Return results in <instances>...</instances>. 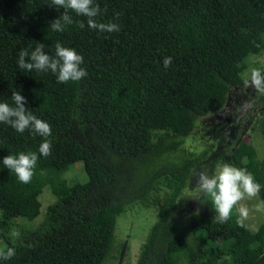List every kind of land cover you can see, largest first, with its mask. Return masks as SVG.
Here are the masks:
<instances>
[{
	"label": "trees",
	"instance_id": "trees-1",
	"mask_svg": "<svg viewBox=\"0 0 264 264\" xmlns=\"http://www.w3.org/2000/svg\"><path fill=\"white\" fill-rule=\"evenodd\" d=\"M50 3L0 0V102L11 105L12 91H20L28 111L52 129L45 158L38 152L42 137L0 123V248L16 253L0 264H102L116 217L130 205L147 206L161 180L169 193L136 264H264V224L251 232L236 215L220 223L207 211L188 216L181 229L171 223L193 170L214 152V145L186 151L183 141L198 118L221 109L229 88L242 83L245 58L264 51V0H94L98 22L120 25L113 33L88 28L87 18L71 11L74 23L51 31L64 10ZM32 42L49 55L57 42L75 49L87 76L64 84L50 71L19 69L18 51L34 49ZM165 57L172 58L167 69ZM20 152L39 157L27 184L2 164ZM229 154L220 161L247 169L264 201V159L243 141ZM75 165L83 178L69 183L64 175ZM45 187L54 200L42 221L33 229L17 226L16 218L39 215ZM12 227L18 239L9 236ZM123 254L124 246L119 264Z\"/></svg>",
	"mask_w": 264,
	"mask_h": 264
},
{
	"label": "rangeland",
	"instance_id": "rangeland-1",
	"mask_svg": "<svg viewBox=\"0 0 264 264\" xmlns=\"http://www.w3.org/2000/svg\"><path fill=\"white\" fill-rule=\"evenodd\" d=\"M244 62L245 67L240 74L242 83L237 87L229 88L221 109L198 118L191 135L183 141L182 147L186 151L200 152L209 145H214V152L208 156L207 161L202 162L193 170L187 186L176 201V206L171 213V223L179 229L191 214L207 211L212 219L216 215L210 197L195 190L198 173L206 170L205 164L209 160L214 159V162L211 161L214 173L217 165L224 164L220 161V157L225 155L229 159V149L238 141L249 144L258 160L264 159V140L259 131V123H264V92L246 83L250 78L252 67L264 72V51L249 54ZM64 178L69 183L81 181L83 175L80 166H73ZM168 193L169 190L161 180L149 194L147 206L137 203L124 208V211L115 219L110 251L102 264H119L123 246L124 254L120 264H136L148 232L156 221L160 201ZM198 195L203 197L199 200L194 199ZM38 200L40 202L39 215L32 221L22 217L16 218L14 223L17 226L33 229L42 221L46 206L54 199L49 189L45 187ZM259 202L260 199L241 201V204L247 205L250 209L249 218L244 225L251 232H255L259 226L264 224V212L251 211L252 206ZM237 208L233 209L231 215L237 216Z\"/></svg>",
	"mask_w": 264,
	"mask_h": 264
},
{
	"label": "clouds",
	"instance_id": "clouds-1",
	"mask_svg": "<svg viewBox=\"0 0 264 264\" xmlns=\"http://www.w3.org/2000/svg\"><path fill=\"white\" fill-rule=\"evenodd\" d=\"M48 5L57 10H64L57 19L50 22L49 29L51 31L63 32L67 26L74 23L69 11L74 12L78 17H86L87 26L92 30L101 33H113L120 30L118 23H102L96 20V17L101 15V8L99 4L94 3V0H51ZM75 23L81 29L85 27V23L82 21ZM32 43L35 45L34 49L22 48L18 51L17 65L19 69L29 72L36 70L43 73L50 71L56 76L57 83L64 84L70 81H79L87 76L86 69L81 67L84 59L75 49L64 47L60 42H57L54 53L49 55L45 52L44 44ZM171 62V57H165L162 61L164 68L167 69ZM246 83L264 92V72L259 68L252 67L250 78ZM10 100L12 101L11 105L8 102H0V123L9 125L18 133H24L27 130L42 137L43 141L39 145L38 152L45 158L50 156L52 141L49 137L52 135V129L49 123L28 111L25 107L26 99L20 91L13 90ZM38 158L36 152H20L18 155H7L3 158L2 164L15 174L20 183L27 184L34 174ZM196 182L195 190L211 199L216 213L215 221L228 222L233 209L239 205L236 223L242 227L249 218L250 209L247 205L241 204V201L259 199L262 187L247 169L237 168L229 163L217 165L212 175H209L207 170L200 171ZM201 197L203 196L198 195L194 199L199 200ZM251 211L264 212V201L254 204ZM20 235L21 232L16 227L9 230V236L12 239H18ZM15 254V249L12 247L0 248V260H10Z\"/></svg>",
	"mask_w": 264,
	"mask_h": 264
}]
</instances>
